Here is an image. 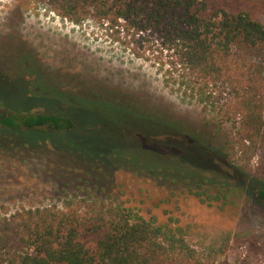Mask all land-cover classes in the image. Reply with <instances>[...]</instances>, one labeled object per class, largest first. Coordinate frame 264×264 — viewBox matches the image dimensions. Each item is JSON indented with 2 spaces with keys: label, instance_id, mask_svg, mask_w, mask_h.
Here are the masks:
<instances>
[{
  "label": "rangeland",
  "instance_id": "1",
  "mask_svg": "<svg viewBox=\"0 0 264 264\" xmlns=\"http://www.w3.org/2000/svg\"><path fill=\"white\" fill-rule=\"evenodd\" d=\"M127 40L129 45L114 41L105 25L90 19L74 24L45 3L0 0V101L19 108L34 105L32 112L49 111L76 122L71 134L47 130L13 135L11 141L0 135L6 139L0 147V214L116 201L145 218L154 216L158 224L184 228L191 246L201 251L218 245L227 232L264 237V204L249 201L247 195L232 206H208L179 190L171 195L168 188L120 169L138 172L127 163L132 158L189 172L201 169L212 176L216 170L206 159L210 154L190 150L164 134L184 130L199 136L200 142L212 136L219 145L231 129L210 109L164 84L171 52L149 49L146 35L135 42L129 35ZM26 82L34 86L26 88ZM27 139L35 140L34 148L21 151L7 144ZM42 139L51 142L40 143ZM230 154L219 167L229 158L237 161ZM257 162L254 155L246 170L253 172ZM232 247L230 261L244 255L242 246Z\"/></svg>",
  "mask_w": 264,
  "mask_h": 264
},
{
  "label": "trees",
  "instance_id": "2",
  "mask_svg": "<svg viewBox=\"0 0 264 264\" xmlns=\"http://www.w3.org/2000/svg\"><path fill=\"white\" fill-rule=\"evenodd\" d=\"M32 1L47 4L74 24L90 19L105 25L113 40L123 45L130 44L129 35L133 42L146 35L149 49L172 53L164 84L210 109L221 123H230L219 145L212 136L200 142L199 136L184 130L163 137L210 154L206 159L223 176L132 158L127 163L138 172L120 169L168 188L171 195L179 190L208 206H232L245 195L264 204V0ZM36 108L0 101V135L11 141L13 135L47 130L74 132L76 122L66 115L32 112ZM150 113L171 119L154 109ZM44 140L39 141L51 142ZM4 141L0 139V147ZM34 141L7 144L26 151L35 147ZM226 153L236 155L237 161L228 157L222 170L219 164L229 156ZM254 155L257 166L249 173L245 167ZM187 237L184 228L158 224L154 216L145 218L116 201L21 209L0 214V264H260L264 259V237L252 232H227L218 245L202 251ZM234 244L242 246L244 255L230 261L227 255Z\"/></svg>",
  "mask_w": 264,
  "mask_h": 264
}]
</instances>
